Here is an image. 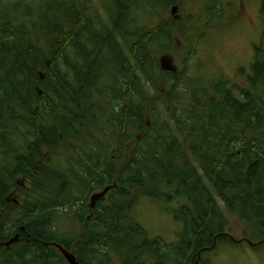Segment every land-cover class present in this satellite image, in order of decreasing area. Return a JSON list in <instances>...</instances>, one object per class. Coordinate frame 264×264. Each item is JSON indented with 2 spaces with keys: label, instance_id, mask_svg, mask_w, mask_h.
I'll use <instances>...</instances> for the list:
<instances>
[{
  "label": "trees",
  "instance_id": "16d2710c",
  "mask_svg": "<svg viewBox=\"0 0 264 264\" xmlns=\"http://www.w3.org/2000/svg\"><path fill=\"white\" fill-rule=\"evenodd\" d=\"M203 1L188 16L196 43L226 12ZM185 2L113 0L105 20L91 0H0V242L21 235L0 247V264H69L54 243L82 264H203L235 242L231 214L264 243V0L242 84L195 81L186 36L185 65L162 69L159 55L185 32L168 10ZM140 11L156 24L139 23ZM114 183L92 209L87 194ZM15 185L21 199L8 204ZM142 197L174 203L175 243L149 237Z\"/></svg>",
  "mask_w": 264,
  "mask_h": 264
},
{
  "label": "rangeland",
  "instance_id": "374dc122",
  "mask_svg": "<svg viewBox=\"0 0 264 264\" xmlns=\"http://www.w3.org/2000/svg\"><path fill=\"white\" fill-rule=\"evenodd\" d=\"M7 2L18 0H5ZM95 8L100 9V16L107 20L105 10L100 7L104 4H113V0H91ZM225 4L226 12L224 20L214 29L208 30L206 38L199 40L197 43V34L195 27L190 22V14L201 16V12L206 1L203 0H186L184 6H180L177 13L172 14V5L168 14L170 17L180 21V25L185 32L175 31L173 35L174 42L178 43L179 48H174L172 51L159 55V60L164 57H170L173 60V65L176 69L182 68L185 64L182 60V55L187 53L191 48L185 40L193 39L192 48L195 54L188 63L189 73L195 77L206 76L207 78L225 77L231 79L232 82L242 84L246 80V73H249L251 63L255 57V45L259 43L263 31V20L260 13L262 0H221ZM92 4V5H93ZM161 11V10H160ZM162 13V12H161ZM148 12L140 11L139 23L144 26H153L157 16L152 17ZM193 21V20H192ZM194 22V21H193ZM201 24L204 20L201 19ZM135 26H132L134 28ZM211 27H214L212 25ZM196 43V45H195ZM173 48V46H172ZM245 73L243 74V71ZM242 71V72H241ZM150 95L149 98H152ZM2 155V154H1ZM3 156V155H2ZM1 157V156H0ZM24 177H20L18 181H22ZM28 181V180H27ZM24 181L25 183H29ZM26 185V184H25ZM16 186V185H15ZM14 186V187H15ZM22 187L17 186L15 193H12L14 200L11 202L20 201ZM98 190L90 192L88 195V204L91 201V196ZM108 195V194H107ZM109 196V195H108ZM108 196L102 201L104 204L108 202ZM4 202H7L4 197ZM18 201V202H19ZM11 202H7L11 204ZM174 203H170L165 199L153 200L147 197H142L136 208V214L142 224L147 229L149 237L162 238L165 244H172L177 241L179 233L183 230V225L178 220L172 211ZM2 210L0 206V219ZM230 227L228 236L236 242L223 240L218 242L213 249L205 251L202 255L203 264H264V243L251 242L243 233L244 224L236 215H229Z\"/></svg>",
  "mask_w": 264,
  "mask_h": 264
},
{
  "label": "water",
  "instance_id": "95a60500",
  "mask_svg": "<svg viewBox=\"0 0 264 264\" xmlns=\"http://www.w3.org/2000/svg\"><path fill=\"white\" fill-rule=\"evenodd\" d=\"M179 10L178 5H174V7L172 8V14L177 13ZM161 67L164 70L167 71H176V67H174L173 65V60L172 58L168 57H163L160 61ZM117 186V183L114 184H110L107 185L106 187H104V189L95 192L92 196H91V201H90V207L93 209L96 207L98 201L103 200L107 194L110 192V190L114 187ZM19 240V234L15 235L13 238H11L9 241L6 242V246L12 245L14 243H16ZM58 248L60 249V251L62 252V254L64 255V257L66 258V260L70 263V264H80V262L78 261L76 255L73 252L68 251L65 247H63L61 244L57 245Z\"/></svg>",
  "mask_w": 264,
  "mask_h": 264
},
{
  "label": "flooded vegetation",
  "instance_id": "af4514ba",
  "mask_svg": "<svg viewBox=\"0 0 264 264\" xmlns=\"http://www.w3.org/2000/svg\"><path fill=\"white\" fill-rule=\"evenodd\" d=\"M17 182L20 183L21 181L19 182V181L17 180ZM16 184H17V183H16ZM15 189H16V186L13 187V189L10 190V193L7 194V195L5 196L7 202L10 203L12 200H14V197H13L14 195H13L12 193H15L16 191H14V192H12V191L15 190ZM106 197H107V196H106ZM106 197H105V198H106ZM105 198H104L103 200H105ZM18 201H19V200H18ZM18 201H17V202H18ZM25 230H26V227H25V226H22V227H21V232H22V231H25ZM17 234H19V240H20L21 235H20L19 232H16V233L14 234V236L17 235ZM14 236L10 237V239L13 238ZM10 239H9V240H10ZM9 240H8V241H9ZM19 240H18V241H19ZM18 241H17V242H18ZM234 241H235V240H234ZM6 242H7V241L0 242V247H10V246H13V245H14V244H12V245L6 246ZM235 242H236V241H235ZM54 244H55L56 246L58 245V244H56V243H54ZM57 247H58V246H57ZM63 247H64V246H63ZM66 249H67V248H66ZM59 250H60V249H59ZM67 250H68V249H67ZM68 251L73 252L72 250H68ZM73 253H74V252H73ZM74 254H75V253H74ZM75 255H76V254H75ZM63 256H64V255H63ZM76 257H77V256H76ZM64 258H65V257H64ZM77 259H78V258H77ZM65 260H66V258H65ZM66 261H67V260H66ZM78 261H79V260H78ZM67 262H68V261H67ZM79 262H80V261H79ZM68 263H69V262H68ZM69 264H70V263H69ZM80 264H82V263L80 262Z\"/></svg>",
  "mask_w": 264,
  "mask_h": 264
}]
</instances>
